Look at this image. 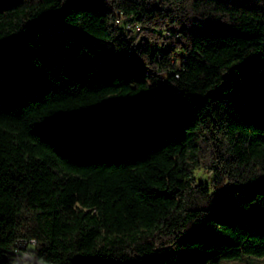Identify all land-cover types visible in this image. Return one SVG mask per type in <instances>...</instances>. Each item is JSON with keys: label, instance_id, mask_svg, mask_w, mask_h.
I'll return each instance as SVG.
<instances>
[{"label": "trees", "instance_id": "16d2710c", "mask_svg": "<svg viewBox=\"0 0 264 264\" xmlns=\"http://www.w3.org/2000/svg\"><path fill=\"white\" fill-rule=\"evenodd\" d=\"M255 66L264 0H0V264L264 257Z\"/></svg>", "mask_w": 264, "mask_h": 264}, {"label": "rangeland", "instance_id": "374dc122", "mask_svg": "<svg viewBox=\"0 0 264 264\" xmlns=\"http://www.w3.org/2000/svg\"><path fill=\"white\" fill-rule=\"evenodd\" d=\"M238 94L240 100L254 101L264 96V66H255L247 72L237 74ZM204 180L205 175L198 174ZM223 264H264V257H245L240 260L226 261Z\"/></svg>", "mask_w": 264, "mask_h": 264}, {"label": "built area", "instance_id": "2783aa9c", "mask_svg": "<svg viewBox=\"0 0 264 264\" xmlns=\"http://www.w3.org/2000/svg\"><path fill=\"white\" fill-rule=\"evenodd\" d=\"M138 29H139V28H138ZM25 257H26L27 259L31 260V255H30L29 253H26V254H25Z\"/></svg>", "mask_w": 264, "mask_h": 264}, {"label": "bare ground", "instance_id": "6f19581e", "mask_svg": "<svg viewBox=\"0 0 264 264\" xmlns=\"http://www.w3.org/2000/svg\"><path fill=\"white\" fill-rule=\"evenodd\" d=\"M121 20V19H120Z\"/></svg>", "mask_w": 264, "mask_h": 264}]
</instances>
